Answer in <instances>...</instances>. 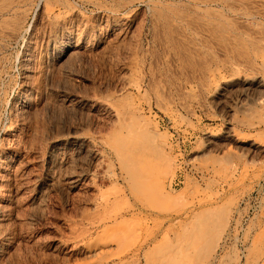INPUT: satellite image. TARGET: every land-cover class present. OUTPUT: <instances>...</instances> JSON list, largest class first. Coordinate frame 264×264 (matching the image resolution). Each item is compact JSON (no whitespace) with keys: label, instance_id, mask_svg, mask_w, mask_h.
Masks as SVG:
<instances>
[{"label":"rangeland","instance_id":"374dc122","mask_svg":"<svg viewBox=\"0 0 264 264\" xmlns=\"http://www.w3.org/2000/svg\"><path fill=\"white\" fill-rule=\"evenodd\" d=\"M21 2L26 12L18 17H27L19 35L0 37L3 144L14 146L21 132L27 145L14 157L23 183L8 204L11 219L0 226L7 241L0 240V264L88 263L93 258L88 248L103 234L93 224L104 212L127 214L109 234L118 249L141 245L148 261L262 264L264 5L251 1L236 14L214 7L223 29L220 38L204 33L214 42L207 49L187 28L195 15L179 0ZM161 11L171 20L159 18ZM171 35L173 41L167 40ZM68 44L73 48L66 51ZM237 51L252 63L235 61ZM39 65L44 73H32V80L49 74L51 93L20 95L22 72ZM108 97L129 107L131 123L140 128L133 133L138 146L132 170L147 179L144 188L130 184L128 170L103 149L101 139L115 122ZM28 101L34 120L26 133ZM74 136L90 146L72 143ZM43 172L59 180L55 187L43 184ZM39 186L45 188L41 195ZM87 228L91 233L83 234Z\"/></svg>","mask_w":264,"mask_h":264},{"label":"bare ground","instance_id":"6f19581e","mask_svg":"<svg viewBox=\"0 0 264 264\" xmlns=\"http://www.w3.org/2000/svg\"><path fill=\"white\" fill-rule=\"evenodd\" d=\"M23 0H0V37H3V38H8V40H10V38L14 39L16 38L19 34L18 32L23 28L24 26V23H25V20L26 17L24 19L18 17V13L20 14L22 9L21 6H22V2ZM159 1V0H158ZM163 1V0H162ZM177 1V0H176ZM180 4L183 5L182 2H184L186 4V6H189L191 7V11L193 12V14L195 15V21L194 24H192L193 22H190L188 21L187 22V28L190 29L192 32L196 33L199 38L201 39V42H203V45L205 46V44H207V46H205L207 49H208V45H211L213 44L214 42L212 40H207L206 36L204 37V33H208V34H211L213 35L212 37H215V38H220L221 36H218L221 32H222V29H223V26L221 25V23H218L214 13H215V10L213 9L215 7V9H222V11H227V12H231V13H234L236 14V11L237 9H245L247 8L248 9V5H250V2H254L255 4H258V5H264V0H179ZM24 4V3H23ZM97 4V3H96ZM184 4V5H185ZM43 5V4H42ZM166 5V4H165ZM24 6V5H23ZM27 7V6H26ZM44 7V6H43ZM48 8V7H47ZM180 9V8H179ZM245 9V10H247ZM25 10V9H23ZM47 10V9H46ZM261 10V9H260ZM20 11V12H19ZM49 11V10H47ZM221 11V10H219ZM23 12V11H22ZM26 12V10L24 11ZM23 12V13H24ZM258 12V11H256ZM22 13V14H23ZM183 13V12H182ZM226 13V12H225ZM25 14V13H24ZM157 16H159V18H163L164 21L168 22L169 20H171L170 18H168L169 16L166 14V13H163L161 11V13L157 12ZM264 14V12H263ZM238 15V14H237ZM236 15V16H237ZM22 16V15H21ZM24 16V15H23ZM227 16H230L227 15ZM240 16V15H239ZM251 17V19H256L258 17V13H253L251 15H249ZM181 16H179L180 18ZM183 17V16H182ZM158 18V19H159ZM184 18V17H183ZM188 18V17H187ZM193 18V17H191ZM242 18V17H241ZM244 18V17H243ZM242 18V20H243ZM240 19V18H239ZM245 19V18H244ZM160 20V19H159ZM162 20V19H161ZM180 20V19H179ZM248 20V19H247ZM79 21V20H78ZM250 21V20H249ZM232 22H234L232 20ZM235 23V22H234ZM251 23V22H250ZM169 24H171L169 22ZM168 24V25H169ZM242 24V23H241ZM248 24V23H247ZM246 24V28L248 29V25ZM253 24V23H252ZM251 24V25H252ZM238 25H240L238 23ZM237 25V26H238ZM245 26V25H244ZM160 27V26H159ZM239 27V26H238ZM243 26H241L242 28ZM254 27V26H253ZM258 27V26H257ZM172 28V27H171ZM162 29V28H161ZM240 29V27H239ZM245 29V27H244ZM245 29V30H247ZM258 29V28H257ZM156 30V29H155ZM169 30V29H168ZM173 30V29H172ZM250 30V31H249ZM24 31V30H23ZM189 31V30H187ZM249 33L252 32L251 29H248ZM254 31V30H253ZM179 32V31H178ZM190 32V31H189ZM241 32V31H240ZM262 32V31H261ZM157 33V32H156ZM243 33V32H242ZM253 34V33H252ZM258 34V33H257ZM50 35V34H49ZM81 35V34H80ZM154 35V34H153ZM216 35V36H215ZM237 35V34H235ZM162 36V35H161ZM20 37V36H19ZM168 38H166L167 40H171L170 37L171 36H168ZM174 39V36L172 37ZM257 38V37H256ZM173 39L171 41H173ZM209 39V38H208ZM255 40V38H253ZM258 39V40H257ZM255 41H258L259 42V38H257ZM263 41L264 39L261 38ZM4 40V39H3ZM229 40V39H228ZM227 40V41H228ZM28 41V40H27ZM62 41V40H61ZM2 42V41H1ZM68 42V41H67ZM176 39L174 41V43H176ZM180 42V41H179ZM178 42V43H179ZM191 42V41H190ZM229 42V41H228ZM233 42V41H232ZM27 43V42H26ZM173 42H171L172 44ZM178 43H176V45H178ZM216 43V42H215ZM262 43V42H261ZM202 44V43H201ZM218 44V43H217ZM27 45V44H26ZM53 45V43H52ZM175 45V46H176ZM181 45H183L182 47L186 46L184 43H182ZM181 45L177 46L179 49H181ZM3 46V45H2ZM173 46V44H172ZM213 46V45H212ZM220 46V45H219ZM262 46V45H261ZM264 46V45H263ZM5 47V46H3ZM2 47V48H3ZM211 47V46H210ZM254 47H257V46H254ZM26 48V47H25ZM73 46L72 44H68L67 47H66V51L67 50H70L72 49ZM176 48V47H175ZM223 48V47H221ZM237 48V46H236ZM176 49V50H177ZM179 49V50H180ZM185 49V48H184ZM190 49V48H189ZM216 49V48H215ZM228 49V48H227ZM175 50V49H174ZM182 51H184L183 49H181ZM186 50V49H185ZM191 50V49H190ZM178 51V50H177ZM180 52V53H184V52ZM220 51V50H219ZM28 52V51H27ZM176 52V51H175ZM197 52V51H196ZM222 52V51H221ZM229 52V50L227 51ZM238 52V51H237ZM264 52V51H263ZM239 53L241 52H238L237 56L234 57V60L235 61H238V62H247V63H252V59L248 56V55H244L243 58H241V56L239 55ZM28 54V53H27ZM32 54V53H31ZM177 56L179 55V53H176ZM195 54V53H194ZM193 54V55H194ZM59 57H62L64 54L63 53H60L58 54ZM181 55V54H180ZM188 56L187 54H184V56ZM200 55V54H199ZM220 55V54H219ZM218 55V56H219ZM157 56V55H156ZM171 56V55H170ZM182 56V55H181ZM181 56H179V60L183 58H181ZM185 56V58H187ZM29 57V56H27ZM26 57V58H27ZM174 57V56H173ZM191 57V56H190ZM188 56V58H190ZM223 57V56H222ZM31 58V57H30ZM170 58V57H169ZM176 58V57H175ZM178 58V57H177ZM184 58V60H185ZM187 58V59H188ZM263 58V57H261ZM260 58V59H261ZM173 59V58H172ZM225 59V58H223ZM26 60V59H25ZM30 60V59H29ZM176 60V59H175ZM202 61V60H201ZM227 61V59L225 60ZM262 61V60H261ZM188 62V61H187ZM197 62V61H196ZM195 62V63H196ZM229 62V61H228ZM31 63V62H30ZM168 63V62H167ZM226 63V62H225ZM33 64V63H32ZM35 64V63H34ZM40 64V62L38 63ZM193 64V63H192ZM200 64V63H199ZM24 65V64H23ZM28 65V64H27ZM43 65V64H42ZM183 65V64H182ZM191 65V64H190ZM37 66V65H36ZM188 66V65H187ZM27 67V66H25ZM31 67V66H30ZM34 67V65H33ZM236 67V66H235ZM43 69L44 67L42 68L41 65L38 66V68L34 71H31L30 72V68L29 70L28 69H25L24 72H22L23 74L21 75L23 77L22 79V85H24L23 89L21 90L19 88V90H21V93L20 95H23L24 97L25 96H28L30 97V95L32 93H36L38 94L40 97L42 96V93H51L52 91V83L51 81L49 80L50 79V76L49 78H47L46 76H44V79L42 76H40V74L44 73L43 72ZM62 69V68H61ZM199 69V68H198ZM192 70V69H191ZM36 71H39L40 74H38L40 77H42V79L37 78V81H34L32 80V75L33 74H36L38 72ZM55 71V70H54ZM2 72V71H1ZM50 72V71H49ZM157 72V71H156ZM202 72V71H201ZM33 73V74H32ZM153 73V72H152ZM174 73V72H173ZM187 79V78H186ZM190 79V78H189ZM257 80V79H256ZM21 81V80H20ZM250 81V80H249ZM261 82V81H260ZM21 83V82H20ZM133 83V81H132ZM201 84V83H200ZM199 84V85H200ZM257 84V82H256ZM21 84H19L20 86ZM22 85L20 87H22ZM160 85V84H159ZM166 86V85H165ZM203 86V85H202ZM153 91V90H152ZM20 92V91H19ZM35 94V95H36ZM56 94V93H55ZM162 94V93H161ZM36 96L39 98V96ZM161 96V95H160ZM105 97V96H104ZM107 97V96H106ZM24 99V98H23ZM40 99V98H39ZM54 100V99H53ZM106 100V98H105ZM108 101V106H109V110L112 113V115L115 117V122H114V126L113 128L111 129L110 127V131L109 133H105V136L101 139L102 141V144L104 146L103 149L106 150V152H108L109 154L113 155L114 158H116V161L119 163V165L123 168H125V170L127 169L128 170V173H129V179H130V184H133L134 187H138V188H144L143 185H145V183L147 182V179L144 178L143 176L141 175H135L133 173V166H134V161H135V158L133 156V153L135 151V146H138L136 145L137 144V141H134L133 140V133L134 135H136V131L139 130V126H135L134 123L132 122L131 123V110L129 109V107H124L123 104L122 105H118L117 103H115L114 100H112V97H108L107 99ZM264 101V100H263ZM26 102V101H25ZM44 102V101H43ZM46 103V102H45ZM53 103H56V102H52L50 103V105L52 106ZM27 110L26 109H23L27 112V115H25V111H24V117H25V120L27 122V127H26V133H28V130H32V127H33V120H32V113H31V110L30 109V101H28L27 103ZM25 104V105H26ZM23 105V104H22ZM24 105V108H26V106ZM44 105H49V103H46ZM54 105V104H53ZM49 106V108L51 107ZM56 106V105H55ZM53 106V107H55ZM107 106V107H108ZM47 107V106H45ZM44 107V108H45ZM48 108V107H47ZM45 108V110L47 109ZM130 108H131V105H130ZM53 109V108H51ZM133 110V108H131ZM18 110H20L18 108ZM17 110V111H18ZM23 110L22 113H23ZM16 111V112H17ZM46 111H49L51 112L49 109H47ZM19 114V113H18ZM21 114V113H20ZM19 114V115H20ZM16 115V114H15ZM133 116V115H132ZM17 118V115L15 116ZM20 117H22L21 119H24L23 116L20 115ZM138 118V117H137ZM20 119V118H19ZM135 119V118H133ZM53 120V119H52ZM15 120L12 121V123H14ZM18 121V120H17ZM1 122V121H0ZM22 122V120H21ZM20 122V124H21ZM23 123V122H22ZM37 123V122H36ZM18 124V123H17ZM17 124H13V127ZM139 124V123H138ZM5 125V124H4ZM26 125V124H25ZM23 124V126H25ZM3 126V125H2ZM22 126V125H21ZM6 127V126H5ZM4 127V128H5ZM20 127V126H19ZM44 127V126H43ZM7 128V127H6ZM5 128V129H6ZM24 128V127H23ZM53 128V127H52ZM84 128V126H83ZM10 129V128H9ZM14 129V128H13ZM16 129V127H15ZM28 129V130H27ZM38 129V128H37ZM78 129V128H77ZM4 130V129H3ZM17 130H20V129H17ZM22 130V128H21ZM20 130V131H21ZM24 130V129H23ZM50 130V129H49ZM56 130V129H55ZM81 130V129H80ZM12 131V129H11ZM14 131V130H13ZM75 131V130H74ZM85 131V130H84ZM2 132V128H1V125H0V226H2L3 222H6L8 220L11 219V216H12V210L11 208H8V204H13V201H14V197L15 196V193L19 192V188L21 187V183H23V180L18 177L17 173H18V167L15 168L16 166H14V157L17 156V154L26 149L24 148L25 147V140H24V137H22V135H26V134H21V132H19V134H17V131L15 133V135H19L16 139V136H15V139H16V143L15 145L13 146L12 144V147L11 145H6L4 146L3 142L4 140L2 138H4L2 135L3 133ZM23 132V131H22ZM36 132V131H34ZM101 132V131H100ZM12 133V132H11ZM57 133V134H55ZM79 133L78 130H76L75 132H73V135H77ZM6 134V132L4 133ZM8 134V132H7ZM59 135L58 132H52L51 136L52 135ZM12 135V134H10ZM5 136V135H4ZM7 136V135H6ZM14 136L12 138H14ZM28 136V135H27ZM30 136V135H29ZM50 136V138H51ZM137 136V135H136ZM54 137V136H53ZM48 139V138H47ZM55 139V138H54ZM52 139V140H54ZM135 139V138H134ZM6 140V139H5ZM84 140H88V139H84ZM7 141V140H6ZM14 141V140H13ZM91 141V140H90ZM88 141V142H90ZM15 142V141H14ZM27 142V141H26ZM69 142V141H68ZM68 142L66 144H68ZM72 143H77V144H80V145H84V143H86L85 141L82 140V138L80 137L79 138H76L75 136L72 138ZM92 142V141H91ZM99 142V141H98ZM100 142V143H101ZM33 143V141H32ZM55 143V142H54ZM7 144V143H6ZM28 144H31L28 143ZM57 144V143H56ZM76 144V145H77ZM89 145V143H86ZM91 144V143H90ZM92 144H95V143H92ZM32 145V144H31ZM63 145V144H62ZM27 146V145H26ZM78 146V145H77ZM90 146V145H89ZM92 146V145H91ZM101 146V144H100ZM142 146V145H141ZM29 147V146H28ZM31 147V146H30ZM62 147V146H61ZM64 147V146H63ZM33 148V147H32ZM35 148V147H34ZM54 148H56V146H54ZM53 148V150H54ZM80 148V147H79ZM31 149V148H30ZM27 150V153L28 152H33L31 150ZM78 149V148H77ZM141 149V148H140ZM80 150V149H79ZM78 151V150H77ZM89 151V150H88ZM103 151V150H101ZM79 152V151H78ZM104 153V152H103ZM102 153V154H103ZM30 154V153H29ZM78 154V153H77ZM135 154V153H134ZM89 155V154H88ZM106 156V154H104ZM102 155V156H104ZM19 156V155H18ZM35 156V155H34ZM76 156V155H75ZM104 156V157H105ZM158 156V155H157ZM40 157V156H39ZM61 158V157H60ZM72 158V157H71ZM29 159V158H28ZM108 159V157H107ZM62 160V159H61ZM73 160V159H72ZM58 161V164H59V161L60 160H57ZM53 163V161H52ZM34 164V163H33ZM57 164V165H58ZM67 164V163H66ZM16 165V164H15ZM22 165V164H21ZM51 165V164H50ZM53 165V164H52ZM56 165V164H55ZM137 165V164H136ZM51 167V166H50ZM49 167V168H50ZM57 168V167H56ZM58 168H61L59 165H58ZM57 168V169H58ZM53 169V168H52ZM108 169V168H107ZM56 170V169H55ZM53 171V170H52ZM21 172V170H20ZM50 172V171H49ZM57 172V171H56ZM59 172V170H58ZM43 173H46V172H43ZM54 173V172H52ZM60 173V172H59ZM58 173V174H59ZM148 173V172H147ZM21 174V173H20ZM44 175V174H43ZM54 175V174H53ZM63 175V174H62ZM124 175V174H123ZM23 176V175H22ZM39 178V177H38ZM58 179H56V177L54 176H51V173L50 175L49 174H45L44 176V183L43 184H46L49 185V187H53L54 184L56 185V181ZM22 181V182H21ZM59 181V180H58ZM74 181V180H73ZM27 183V182H26ZM115 183V182H114ZM25 186V185H24ZM41 186H39L40 188ZM55 187V186H54ZM45 189V188H44ZM43 188H40L38 193L41 195L42 192H44ZM37 190V189H36ZM27 191V190H26ZM33 191V190H32ZM99 191V190H98ZM116 192V190L114 191ZM17 195V194H16ZM101 199V198H100ZM109 200V199H108ZM16 201V200H15ZM102 201L106 202V199L105 198H102ZM38 202V201H37ZM12 206V205H10ZM107 206H109L107 204ZM106 208V206H104ZM102 211V210H101ZM105 213V212H104ZM104 213H99L98 215H100L99 217H97V223H94L93 224V227L94 228H99L101 229L102 231V236H100V234H97L99 235V237H97L98 239H100L98 242H96L94 244V246L88 248V251L89 253L92 255L91 257L92 260L90 259V261L88 263H85V264H142V258H144V264H175L176 261L173 260L172 258H164V259H160V260H155V261H148L147 259L149 258H145L144 255V252L141 253V251H144L142 249V246L141 245H136V246H132L131 248H124V249H118L119 246L117 244V242L115 241L114 237L109 234V230L111 232V230H113V228H115L118 224L120 223H123L127 218L125 216H127V214H122V212H116L115 214H113L112 216H106ZM106 213H107V210H106ZM125 217V218H124ZM85 219V218H83ZM87 219V218H86ZM264 223V222H263ZM2 224V225H1ZM81 226V224H79ZM84 226V225H83ZM10 227V226H9ZM1 228V227H0ZM2 229V228H1ZM77 230V229H76ZM264 230V228H263ZM86 231V232H85ZM3 232V229L2 231ZM4 232H7L4 231ZM264 232V231H263ZM90 234L91 231H90V228L88 229H84V232L83 234ZM100 233V232H99ZM79 234V233H78ZM83 234L81 233V235L83 236ZM261 233H259L260 235ZM6 234H3V233H0V236H2V238H0V240L3 239V241L5 240L4 236ZM77 235V234H76ZM75 236V235H74ZM76 237V236H75ZM74 239H78V238H75ZM260 237V236H259ZM96 238V239H97ZM258 238V237H257ZM261 239V238H259ZM263 239V238H262ZM255 240V239H254ZM192 241V240H190ZM259 241V240H258ZM4 242H7V241H4ZM194 242V241H193ZM256 242V240H255ZM188 243V242H187ZM191 243V242H190ZM261 243V242H260ZM259 243V244H260ZM3 245V243H0ZM10 244V243H9ZM89 244V243H88ZM258 244V245H259ZM121 245V244H120ZM191 245V244H189ZM259 247V246H257ZM86 248V247H85ZM172 249V248H171ZM133 250V252H131ZM193 250V249H192ZM86 251V250H85ZM146 251V250H145ZM257 251V250H256ZM132 253L131 256L128 254ZM255 252V250L253 251ZM86 253H88L86 251ZM185 253V252H184ZM187 253V252H186ZM80 254V253H79ZM142 254V256H141ZM84 256V255H83ZM87 256V255H86ZM252 256V255H251ZM185 258V257H184ZM183 258V259H184ZM250 258V257H249ZM3 259V258H2ZM188 259V258H187ZM253 259V258H252ZM177 260V259H176ZM188 261V260H187ZM257 262V261H256ZM3 263V262H2ZM84 263H81V264H84ZM264 263V262H263ZM262 263V264H263Z\"/></svg>","mask_w":264,"mask_h":264}]
</instances>
